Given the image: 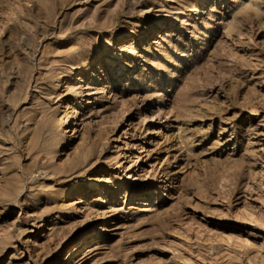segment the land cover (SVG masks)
I'll return each mask as SVG.
<instances>
[{"label": "rangeland", "instance_id": "1", "mask_svg": "<svg viewBox=\"0 0 264 264\" xmlns=\"http://www.w3.org/2000/svg\"><path fill=\"white\" fill-rule=\"evenodd\" d=\"M0 264H264V0H0Z\"/></svg>", "mask_w": 264, "mask_h": 264}, {"label": "bare ground", "instance_id": "2", "mask_svg": "<svg viewBox=\"0 0 264 264\" xmlns=\"http://www.w3.org/2000/svg\"><path fill=\"white\" fill-rule=\"evenodd\" d=\"M201 1L204 2L205 0H201ZM145 129H146V134H149V133L151 132V131L149 130V129H150L149 127L145 128ZM144 210H146V209H143V211H144ZM147 210H148V209H147ZM76 250H77V249H76Z\"/></svg>", "mask_w": 264, "mask_h": 264}]
</instances>
